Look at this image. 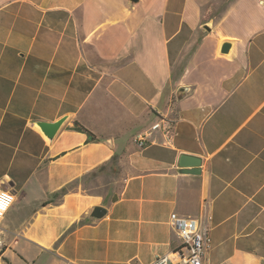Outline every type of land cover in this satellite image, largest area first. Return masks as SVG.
<instances>
[{"label": "crops", "instance_id": "0c3cea01", "mask_svg": "<svg viewBox=\"0 0 264 264\" xmlns=\"http://www.w3.org/2000/svg\"><path fill=\"white\" fill-rule=\"evenodd\" d=\"M0 188V264H148L172 212L264 264V0H0Z\"/></svg>", "mask_w": 264, "mask_h": 264}, {"label": "built area", "instance_id": "2783aa9c", "mask_svg": "<svg viewBox=\"0 0 264 264\" xmlns=\"http://www.w3.org/2000/svg\"><path fill=\"white\" fill-rule=\"evenodd\" d=\"M174 119L162 117L145 130L137 132L133 140L138 146L148 141L155 129H161L168 140L173 136ZM14 200L12 189L0 188V220ZM211 215L202 213L197 217H184L175 212L169 216V223L180 239L179 245L170 253L156 256L148 264H203L202 259L210 246L209 231Z\"/></svg>", "mask_w": 264, "mask_h": 264}, {"label": "water", "instance_id": "95a60500", "mask_svg": "<svg viewBox=\"0 0 264 264\" xmlns=\"http://www.w3.org/2000/svg\"><path fill=\"white\" fill-rule=\"evenodd\" d=\"M132 3H137L139 0H128ZM230 46L229 42H224L221 47L222 52H226ZM61 121L54 122V123H47V122H41L40 125L44 132L51 137L59 127ZM201 163V158L195 155L181 153L179 155V159L177 162L178 167L181 168V170H189V172L196 173L199 170V166ZM187 167H191L190 169H187ZM106 212V209L100 205H96L93 207L91 211V217L92 218H99L103 216Z\"/></svg>", "mask_w": 264, "mask_h": 264}]
</instances>
